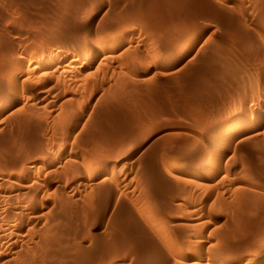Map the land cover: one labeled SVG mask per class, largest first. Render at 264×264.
<instances>
[{"label":"rangeland","instance_id":"374dc122","mask_svg":"<svg viewBox=\"0 0 264 264\" xmlns=\"http://www.w3.org/2000/svg\"><path fill=\"white\" fill-rule=\"evenodd\" d=\"M2 80L0 264H183L159 216L236 259L264 250V0H0ZM35 165L25 215L12 178Z\"/></svg>","mask_w":264,"mask_h":264},{"label":"bare ground","instance_id":"6f19581e","mask_svg":"<svg viewBox=\"0 0 264 264\" xmlns=\"http://www.w3.org/2000/svg\"><path fill=\"white\" fill-rule=\"evenodd\" d=\"M206 2V1H205ZM208 4V3H207ZM51 60H53V58L51 59ZM55 60H57L56 58H55ZM48 61H50V59L48 60ZM48 64V63H47ZM55 64V65H54ZM49 66H51V65H54V67H56V68H58L57 66H59V65H61V63L58 61H55V62H53L52 64H48ZM47 66V65H46ZM48 66V67H49ZM53 68V67H52ZM34 71H36V69H37V67H35V68H32ZM39 70V69H38ZM57 70V69H56ZM62 70V69H61ZM31 73V72H30ZM47 74V73H46ZM46 74H44V75H46ZM9 80V79H8ZM7 81V80H6ZM18 83V80L16 81L15 80V83H14V81H13V86H7V84H6V82L5 81H1L0 82V88L3 90V91H1L0 92V100L1 101H8V100H10V99H12L11 101L12 102H15L16 100L14 99V93L15 92H18L17 90H18V87H17V84ZM212 156V155H211ZM53 161V160H52ZM35 163V162H34ZM52 163V162H51ZM50 163V164H51ZM92 164H93V160H92V162H91ZM215 163H217L215 160H213L212 158H210V157H206V158H202V160L201 161H199V164H198V166H208L209 168H213L214 166H216V164ZM92 164H88V168H89V166H90V168L88 169V170H91V172H93V171H95V170H98L99 169V166L97 165V163L96 162H94V164L92 165ZM31 165H33V164H31ZM30 165V166H31ZM49 165V164H48ZM39 166V165H38ZM47 165H45V167H46ZM50 166V165H49ZM175 166V165H174ZM52 168V167H51ZM57 168V167H56ZM193 168H194V166H193ZM198 168V167H197ZM203 168V167H202ZM87 169V168H86ZM195 169V168H194ZM47 170H48V168H47ZM72 170V171H71ZM71 170H70V172H68L69 173V175H70V177L72 178V179H68L69 181H70V183L69 184H71L72 182L74 183V185L72 186V187H74L75 186V184H77L78 183V185L79 186H81V184H83V183H85V175L86 174H84L83 172H82V169L79 167V166H76V168H74V169H72L71 168ZM85 170V169H84ZM43 170L42 169H39L36 165L35 166H33V167H27V169H25V168H23V169H21V170H19V172L18 173H20V174H22V175H20V176H18V175H14V177L12 178L13 180H15L17 183H19V182H21V181H23V182H21V183H24L23 185L22 184H18L19 185V188H21L22 190H27L25 193H27L29 196H31L32 195V197H29L28 195H26L25 197L27 198V203H26V206L23 208V211L24 212H22V213H24L25 215H28V213L29 212H31L32 214L34 213V214H37V211H36V203L38 202H36V196H37V193L39 192V188H40V186H39V175H40V173L42 172ZM178 171H180V170H178V169H175L174 170V173H178ZM44 172V171H43ZM181 172V171H180ZM17 173V174H18ZM87 173H89V172H87ZM176 173V174H177ZM185 173V174H184ZM7 174V173H6ZM189 174V173H188ZM186 172H181V173H179V175H182V177H184L183 179H186V180H188L189 181V179H190V181L192 182L193 181V177H191L190 175H188ZM68 175V176H69ZM161 175V174H160ZM171 175V177H175V176H172L173 174H170L169 173V175L168 176H170ZM7 176V175H6ZM13 176V175H12ZM167 176V177H168ZM3 177V176H2ZM8 177V176H7ZM70 177H68V178H70ZM160 177V176H159ZM163 179H165L166 177L165 176H161ZM87 178H88V175H87ZM86 178V179H87ZM177 178H179L178 177V175H177V177H176V181H177ZM187 178H189V179H187ZM173 179V178H172ZM175 179V178H174ZM182 179V178H181ZM182 179V180H183ZM71 180H72V182H71ZM160 180V179H159ZM175 181V180H174ZM179 181V180H178ZM177 181V182H178ZM189 181V182H190ZM181 182V181H180ZM184 183H187V182H185V181H183ZM182 182V183H183ZM193 183V182H192ZM196 184V183H195ZM194 184V185H195ZM17 185V186H18ZM24 185H26V186H24ZM184 185V184H183ZM189 185V184H188ZM42 186V185H41ZM78 186V187H79ZM170 186V185H169ZM178 186V185H177ZM45 187V186H44ZM43 189V188H42ZM73 189V188H72ZM177 189V188H176ZM184 189V188H183ZM182 189V190H183ZM196 189V188H195ZM200 189V188H199ZM204 189V188H203ZM45 190V189H44ZM177 191L179 192V190L177 189ZM188 191V190H187ZM200 191V190H199ZM184 191H182V194H184L183 193ZM180 193V192H179ZM199 193V192H198ZM70 194V193H69ZM191 194V193H190ZM192 194H193V192H192ZM180 195H181V193H180ZM179 195V196H180ZM63 196V195H62ZM181 196H183V195H181ZM184 196H185V194H184ZM189 196V195H188ZM193 196V195H192ZM65 197H67L66 195H65ZM64 197V198H65ZM186 197V196H185ZM68 198V197H67ZM180 198H182L183 199V197H180ZM188 198V197H187ZM41 199V198H40ZM39 199V200H40ZM69 199V198H68ZM1 200V199H0ZM62 200V199H61ZM140 200V199H139ZM174 200V199H173ZM26 201V200H25ZM65 201V200H64ZM180 202H183V201H181V200H179ZM179 201L177 202V203H179ZM186 201V200H185ZM184 201V202H185ZM189 201V200H188ZM187 201V202H188ZM66 202H67V199H66ZM184 202H183V204H182V206L184 205ZM190 202V201H189ZM24 203V202H23ZM63 203H65V202H61V204H63ZM179 204H181V203H179ZM179 204H177L178 206H179ZM186 204V203H185ZM24 205V204H23ZM172 205V204H171ZM204 205V204H203ZM40 206V205H39ZM181 206V205H180ZM179 206V207H180ZM188 206H190L189 205V203H188ZM171 207V206H170ZM169 207V208H170ZM178 207V208H179ZM184 207L186 208L187 206H185L184 205ZM6 208V207H5ZM154 208H155V206H154ZM153 207H148V210L150 211V213L151 214H155L157 217L159 216V214H157V211L154 209ZM157 208V207H156ZM168 208V209H169ZM173 208V207H172ZM182 208V210H184L183 209V207H181ZM188 208H190V207H188ZM17 209V208H16ZM174 209H176V208H173V209H171V210H173L174 211ZM9 210V209H8ZM8 210H5V211H8ZM12 210V209H11ZM21 210V209H20ZM159 210V209H158ZM186 210H187V208L183 211V212H186ZM10 211V210H9ZM16 211V210H15ZM18 211H19V209H18ZM179 211L181 212V210L179 209ZM179 211H178V213H179ZM11 212V211H10ZM175 212V211H174ZM183 212H181L182 214H183ZM21 213V214H22ZM30 213V214H31ZM147 214H148V212H146ZM159 213V212H158ZM9 214V213H8ZM7 214V215H8ZM24 214H23V216H24ZM71 214V213H70ZM1 215V214H0ZM4 215H6V213H4ZM15 215H19L18 213L16 214L15 213ZM20 216H22V215H20ZM32 216V215H31ZM177 216V215H176ZM5 217V216H4ZM7 217V216H6ZM11 217V216H10ZM9 217V218H10ZM13 217V216H12ZM16 217V216H15ZM25 217V216H24ZM42 217V216H41ZM19 218V217H18ZM22 218V217H21ZM27 218V217H26ZM26 218H24V219H26ZM29 218V217H28ZM30 218H32V217H30ZM36 219H38L39 217H35ZM34 217L31 219V220H34L35 219ZM2 219V218H1ZM17 219V218H16ZM15 219V220H16ZM34 220V221H37V220ZM41 218H39L38 220H40ZM158 219L162 222V224H163V226H164V232L163 233H165V237H164V239L165 238H167V242H169L168 243V246H170V251L172 252V255L174 254L176 257H181V262H183V264H262V256H263V253H264V250L262 251V250H260L259 249V251H256V254H257V256H255L254 257V255H252L253 256V259H250V257H249V260H248V258H247V260H246V258H244V257H242L241 255V258H239V257H237V259L236 258H234L233 257V254L234 253H232V251H221L220 249H218V248H216V246H213L214 244L213 243H211L210 241H209V239H207L206 237H205V231H204V229L203 228H201V229H199L198 228V225L197 224H191V225H189V227H190V230H189V235L188 236H184V235H180V233H178V232H176V230H174V229H172V227H170V223H167L166 221H169L168 219L167 220H165L164 218H162V216L160 217H158ZM10 220V219H9ZM8 220V222H11V221H9ZM18 220V219H17ZM20 220V219H19ZM19 220H18V224H14V225H16V226H19L20 225V223H19ZM140 220V219H139ZM0 221H2V220H0ZM4 221V220H3ZM3 221H2V223H3ZM141 221H143V219L141 220ZM13 222H14V218H13ZM170 222V221H169ZM4 223H6L5 221H4ZM144 223V225H145V222H143ZM142 224V223H141ZM3 225V224H2ZM5 225V224H4ZM8 225V224H7ZM16 226H14V228H13V224H12V226L10 225V227L11 228H13V230L14 229H16L15 231H17V230H19V228H16ZM143 226V225H142ZM147 226V225H146ZM10 227L9 226H6V231L7 232H9V230H10ZM1 228H2V226H1ZM145 228H147V227H145ZM143 229H144V227H143ZM3 230H4V228H3ZM148 230H150V228L148 229ZM2 231V230H1ZM12 231V230H11ZM147 231V230H146ZM151 231V230H150ZM3 232V231H2ZM45 232V231H44ZM13 233V232H12ZM43 233V232H42ZM150 233H152V232H150ZM162 233V232H161ZM4 234V233H3ZM11 234V233H10ZM5 235V234H4ZM43 235V234H42ZM148 235V234H147ZM150 235H152V234H150ZM163 235V234H162ZM12 236H13V234H12ZM45 236V235H44ZM164 236V235H163ZM155 240L157 241V242H159V243H156L155 242ZM160 239H158V237H156V238H154L153 239V243H154V252H156V253H158V254H161V252L162 251H166V250H163V247H165L164 245H163V247H162V244H164V243H161V241H159ZM166 240V239H165ZM41 242V241H40ZM43 242V241H42ZM165 242V241H164ZM219 242V241H218ZM14 243V242H13ZM216 244H217V242H215ZM160 244V245H159ZM170 244V245H169ZM39 245H40V243H39ZM218 245V244H217ZM220 245V244H219ZM221 246V245H220ZM261 248V247H260ZM263 248V247H262ZM261 248V249H262ZM166 249V248H165ZM223 249V248H222ZM32 251V250H31ZM39 251V250H38ZM169 251V252H170ZM170 252V253H171ZM258 252H259V254H258ZM36 253V252H35ZM44 253V252H43ZM166 253V252H165ZM37 254V253H36ZM158 254H156V255H158ZM4 255V254H3ZM162 255V254H161ZM170 255V254H169ZM178 255V256H177ZM232 255V256H231ZM22 256V255H21ZM27 256V255H26ZM158 256H160V255H158ZM232 258H231V257ZM234 256H236V255H234ZM244 256V255H243ZM238 258H239V260H238ZM252 258V257H251ZM25 259V258H24ZM24 259H22V261L21 262H23V260ZM27 259V258H26ZM179 260V259H178ZM242 263H241V262ZM25 262H28V261H26L25 260ZM32 262V261H31ZM25 264H27V263H25ZM28 264H31V263H29L28 262ZM49 264V263H48ZM180 264V263H179Z\"/></svg>","mask_w":264,"mask_h":264}]
</instances>
